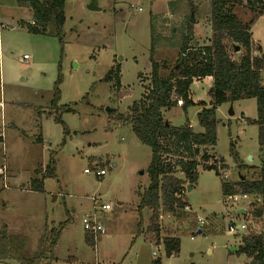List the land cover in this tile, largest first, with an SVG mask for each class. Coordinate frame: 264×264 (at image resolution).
I'll return each instance as SVG.
<instances>
[{
	"label": "rangeland",
	"instance_id": "374dc122",
	"mask_svg": "<svg viewBox=\"0 0 264 264\" xmlns=\"http://www.w3.org/2000/svg\"><path fill=\"white\" fill-rule=\"evenodd\" d=\"M238 16L245 23L255 17L245 7ZM64 17L59 29L49 24L33 34L27 30L31 11L15 0H0V231L23 236L24 255L30 257L44 230L64 223L47 264H153L152 252L161 264H250L234 249L243 236L261 231L251 215L256 204L242 206L245 216L237 214L240 207L224 206L220 176L203 168L202 154L212 157L209 165L219 160L229 182L258 178L264 153L257 127L249 122L257 118L254 99L218 107L217 142L196 158V180L186 184L179 170L175 174L184 181L181 197L189 210L170 213L160 205L153 227V212L139 208L149 185L151 150L131 129L132 104L147 94L151 60L160 78L178 71L177 52L189 24L191 46L209 45V0H65ZM259 34L264 48V22L253 37ZM235 47L239 50L231 56L236 60L243 49ZM116 67L118 87L114 80L104 81ZM191 90L194 100L209 101L207 83L199 81ZM177 99L171 96V102ZM179 103L164 111V119L172 127L193 125L196 110L186 115ZM232 147L244 170L234 164ZM170 159L178 164V158ZM52 160L55 177L49 178L45 168ZM99 170L105 172L100 178L95 176ZM34 180L42 182L41 192L31 190ZM105 204L110 210H102ZM92 217L104 229L94 246L86 243L83 227V220ZM230 223L238 229L235 234L226 231ZM242 224L246 231L238 228ZM166 238L178 239L177 255L166 256Z\"/></svg>",
	"mask_w": 264,
	"mask_h": 264
},
{
	"label": "trees",
	"instance_id": "16d2710c",
	"mask_svg": "<svg viewBox=\"0 0 264 264\" xmlns=\"http://www.w3.org/2000/svg\"><path fill=\"white\" fill-rule=\"evenodd\" d=\"M20 7L31 11L33 23L27 27L28 32L37 34L45 31L46 26L53 24L59 29L65 22V0H15ZM210 30L209 45L192 47V26L188 31L177 52L176 66L178 71L169 74L165 79L159 77V66L151 60L150 86L147 94L140 101L132 104L130 110V126L139 142L151 150V160L147 168L149 185L140 195L139 208H148L152 213V226L158 219V209L161 205L166 212L187 207L182 194L185 190L184 181L175 177L179 170L184 175L186 184L196 180V158L201 149L214 148L216 138V110L222 104L241 99H254L256 102L257 118L249 121L257 127V143L261 153H264V53L252 47L251 26L254 19L264 14V0H209ZM245 7L254 19L243 24L234 14L235 8ZM194 11V9H192ZM232 45L231 50L228 48ZM235 45L243 49L238 59H233L231 53ZM152 49V47H151ZM255 50V51H254ZM256 52V55L254 53ZM152 58V57H151ZM119 68L110 70L104 81L114 80L119 86ZM211 77L212 87L208 91L210 103L194 105L189 98V90L193 81ZM56 91L55 96L58 97ZM178 99L171 102V96ZM180 101L181 110L186 114L187 109L196 106L200 109L196 115L197 125L202 133H194L189 123L180 127H172L164 117V111L170 110ZM56 122H60L58 119ZM262 158L264 154L261 155ZM206 161L203 168L214 170V165L207 164L212 158L207 153L202 154ZM231 157L239 171L244 166L238 154L231 148ZM170 158H178V164H172ZM259 170L258 178L252 181L241 180L235 184L242 193L256 197L260 202L252 211V217L261 223V231L257 234H246L241 239L237 254H244L250 264H264V162ZM56 164L50 161L45 168V175L55 177ZM40 172L39 170L36 171ZM219 176V175H218ZM34 192H41L43 184L34 180ZM231 185L221 182V195L231 193ZM64 223L57 227L46 228L39 238L34 255L25 257L26 239L19 235H10L0 231V261L13 260L18 264H47L53 259L54 251L59 243ZM85 241L94 246L93 237L86 232ZM166 256L179 253V241L176 238H166L163 241Z\"/></svg>",
	"mask_w": 264,
	"mask_h": 264
},
{
	"label": "built area",
	"instance_id": "2783aa9c",
	"mask_svg": "<svg viewBox=\"0 0 264 264\" xmlns=\"http://www.w3.org/2000/svg\"><path fill=\"white\" fill-rule=\"evenodd\" d=\"M23 59H27V56H23ZM181 104V103H179ZM191 127V126H190ZM212 165H214L215 167V171L218 173V175L220 176V180L221 182H224L226 184L231 185V193H224V195H222V202L225 206L229 205V206H235V207H240L239 211H238V215H246V211L244 208H242L243 205H245L247 208H249L251 205H258V202H260V200H258L256 197H253L249 194H245L242 193L241 191H239L236 186L235 183L230 181L229 182V177L227 174V171H225L222 168V165L220 164L219 160L215 157L213 159ZM84 173H88L87 170L84 171ZM0 174L3 175V169L0 170ZM105 174L104 170H99L95 172V176L100 178ZM184 193V192H183ZM94 203H96V199L93 200ZM255 202V203H254ZM102 210H110V206L109 205H102L101 206ZM186 210H189V207H185ZM200 225H203L204 222L202 220H198ZM83 227L84 230L88 233H90L93 237V241L96 242V240L98 239V237L102 234H104V229L98 224V222L95 220L94 217H92L91 219H84L83 220ZM240 230L242 231H246L247 227L242 224L238 227ZM237 228L234 226V223H230L227 226V233L228 234H235L237 232ZM201 232V231H200ZM193 239V238H191ZM151 256L153 258V264H161L160 263V259L157 255L156 252H152Z\"/></svg>",
	"mask_w": 264,
	"mask_h": 264
},
{
	"label": "crops",
	"instance_id": "0c3cea01",
	"mask_svg": "<svg viewBox=\"0 0 264 264\" xmlns=\"http://www.w3.org/2000/svg\"><path fill=\"white\" fill-rule=\"evenodd\" d=\"M238 11H239V8H235V10H234V14H235V15L237 16V18L239 19ZM253 19H254V18H253ZM250 20H251V19H250ZM250 20H249V21H250ZM249 21H248V22H249ZM248 22H247V23H248ZM261 22H264V14L254 19V23H253L252 26H251L250 32H251V36H252V42H253V45L256 46L255 48L260 49V51H261L262 53H264V48H263V46H262V40H261L262 37L260 36V34H259V38H254V37H253V31H254V29H255V28H256ZM242 23L245 24L244 21H243ZM263 36H264V34H263ZM199 81H200V82H205V83H207V84H208V87H209V90H210V88L212 87L213 80H212L211 77H206V78L201 79V80H198V81L195 80V81H193L191 87L194 86V85H195L196 83H198ZM191 87H190V90H189V98H190V100L192 101V103H193L194 105H196V104L202 102V103H205V105L208 106L209 103H210V99H209L208 102H204V101H200V100H194V98H193V95H194V94H193V92H192V90H191ZM190 109H195V110H196L195 115H197L198 112L200 111V109H199L198 107L193 106V107L188 108V109H187V112H188V110H190ZM187 112H186V115H187ZM189 123H190V125H192V122L189 121ZM179 127H180V126H179ZM192 127H194V130H193L194 133H202V132H203V130L197 125V121H195V123L192 125ZM84 171H85V170H84Z\"/></svg>",
	"mask_w": 264,
	"mask_h": 264
},
{
	"label": "water",
	"instance_id": "95a60500",
	"mask_svg": "<svg viewBox=\"0 0 264 264\" xmlns=\"http://www.w3.org/2000/svg\"><path fill=\"white\" fill-rule=\"evenodd\" d=\"M88 9H90V10H96L93 5L88 6ZM238 50H239L238 47H235V52H237ZM229 115H233V112L230 111L229 112ZM248 161H251V158L250 157L248 158ZM239 179L244 180L243 177H240ZM190 189H191V186H188L187 187V190H190ZM199 233H200V230L198 231V234ZM234 251H235V249H234Z\"/></svg>",
	"mask_w": 264,
	"mask_h": 264
}]
</instances>
